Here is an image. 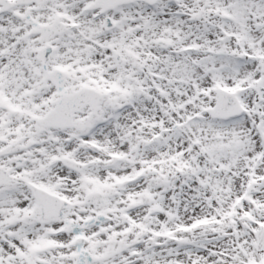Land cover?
I'll use <instances>...</instances> for the list:
<instances>
[{
    "label": "snow or ice",
    "instance_id": "snow-or-ice-1",
    "mask_svg": "<svg viewBox=\"0 0 264 264\" xmlns=\"http://www.w3.org/2000/svg\"><path fill=\"white\" fill-rule=\"evenodd\" d=\"M0 264H264V0H0Z\"/></svg>",
    "mask_w": 264,
    "mask_h": 264
}]
</instances>
